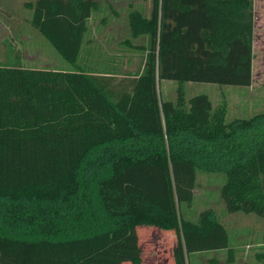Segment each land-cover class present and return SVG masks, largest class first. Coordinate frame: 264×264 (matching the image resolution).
<instances>
[{
	"label": "trees",
	"instance_id": "16d2710c",
	"mask_svg": "<svg viewBox=\"0 0 264 264\" xmlns=\"http://www.w3.org/2000/svg\"><path fill=\"white\" fill-rule=\"evenodd\" d=\"M31 25L71 69L27 67L9 40L0 60V264H140L138 225L174 233L173 264H235L211 208L184 216L198 171H220L229 212L264 218V112L226 120L227 102L185 83L248 87L253 0H150L129 8L133 72L81 57L97 0H34ZM177 82L164 99L159 81ZM240 264H264V246Z\"/></svg>",
	"mask_w": 264,
	"mask_h": 264
},
{
	"label": "rangeland",
	"instance_id": "374dc122",
	"mask_svg": "<svg viewBox=\"0 0 264 264\" xmlns=\"http://www.w3.org/2000/svg\"><path fill=\"white\" fill-rule=\"evenodd\" d=\"M34 0H0V60L5 52V41L9 40L21 55L22 64L27 67L69 70L67 63L30 23L31 7ZM96 9L88 20L85 46L89 55L82 56L90 69L104 70L114 67L119 72L137 70L143 60L135 44L143 39H130L128 49L120 45L127 34L124 20L129 8H143L148 13L150 0H97ZM253 59L252 81L248 87L226 86L207 83H185L186 97L200 91L207 93L213 104L222 99L227 102L226 120L256 115L264 112V0H253ZM177 82L168 79L159 81V90L164 99H174ZM224 176L219 171H198L193 202L183 204L184 216L196 219L204 208H211L227 229L237 245L236 263L252 259L255 248L264 246V218L256 213L229 212L220 196ZM141 246L140 264H173L172 247L174 233L157 227L137 226ZM224 253H203L199 261ZM222 264V262H220ZM122 264H130L128 262Z\"/></svg>",
	"mask_w": 264,
	"mask_h": 264
},
{
	"label": "crops",
	"instance_id": "0c3cea01",
	"mask_svg": "<svg viewBox=\"0 0 264 264\" xmlns=\"http://www.w3.org/2000/svg\"><path fill=\"white\" fill-rule=\"evenodd\" d=\"M253 14H254V6H253Z\"/></svg>",
	"mask_w": 264,
	"mask_h": 264
}]
</instances>
